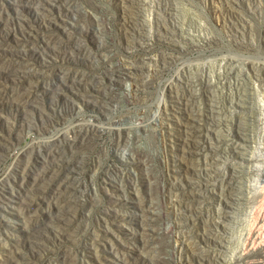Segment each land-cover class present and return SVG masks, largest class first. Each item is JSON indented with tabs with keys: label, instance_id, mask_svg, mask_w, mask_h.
I'll return each mask as SVG.
<instances>
[{
	"label": "rangeland",
	"instance_id": "1",
	"mask_svg": "<svg viewBox=\"0 0 264 264\" xmlns=\"http://www.w3.org/2000/svg\"><path fill=\"white\" fill-rule=\"evenodd\" d=\"M77 1L83 3L101 22L102 33L99 36L102 37L90 35V39L88 38L93 50L99 49L97 48L98 41L108 39L110 43L120 48L125 49L128 46L130 52L135 51L132 46L142 43L143 40H139L137 33L135 38H129L132 29L139 30L143 23L154 28L157 23L155 16L159 15L160 22L169 29L175 30L171 37L176 39L159 36V39L151 38L150 43L152 42L151 46L156 49H165L173 57L165 65L157 68L160 79L144 86V89L140 91L141 102L123 103L107 115L97 112V102L88 100L86 95L83 96L80 93L83 91V86L72 87L70 82L66 83L65 90L60 89L58 92L51 90L48 94H44L37 106L31 108H25L19 102L9 101L7 97H4V93L0 92L1 181L8 178H19L28 172L32 168L35 155L44 148V145L48 144L49 139L50 142L57 136L66 134V137H69L73 135L74 130H78L76 128H82L81 132L88 130L92 134L89 144L87 147L85 145L84 150L81 151L84 156L76 179L78 188L82 190L79 189L82 201L76 212H72L59 225L51 228L50 232L46 231L44 239L33 241L27 235L29 222L22 217L25 212L24 204L18 203L14 209L10 210L0 209V264H57L64 258L70 264H214L200 254V247L207 240L213 239L215 235L206 234L202 229L197 228H195L197 231L195 237L192 240L187 238L178 250L172 248L171 243L174 240L167 236L168 238L164 237L153 250L134 254L136 258L132 259L133 262L129 259L127 261L119 259L118 253L113 252L109 247L125 248L123 243L133 245L136 240L126 229L122 228L121 224L112 222L113 217L117 216L112 209L125 207L124 209H128L126 214L130 215L128 222L138 226L139 222L131 219V215L132 210L138 207L136 201L139 196L150 194L156 202H159L163 199L167 200L162 192L164 189H171L174 194H178L183 190L193 188L196 173L192 164L199 160L202 144L194 142L185 122L191 120L189 109L192 105L204 100L206 88L202 80L206 70L212 79H215L219 72L228 71L225 84H214L213 79V82L208 85L209 92L212 91L220 102L230 100L229 97L235 94L237 87H246L252 91L249 101L244 104L236 101L232 104L225 102V104L229 109V115L235 121L243 117L253 122V125H248V134L254 136V141L250 142L251 146L247 155H264V70L260 75L250 77L247 65L248 61L264 62V0H171L173 3L171 8L162 6L161 2L164 0ZM54 10H57L55 6ZM26 15L28 16L27 22L30 21L27 25L29 24L28 27L32 28L33 33L24 26H15L12 21L0 22V35L7 34L8 41L15 47L36 46L43 33L59 35L63 40L62 43L65 42L64 44L70 41L72 35L74 36L71 32L75 28L73 25H70V28L68 25L66 28L65 25L52 22L49 26L44 16L33 8L26 10ZM196 41L201 42V45L197 47L192 44ZM42 56L35 55V59L37 67L41 73L45 74L46 83L53 82L55 70L56 72L67 70L65 74L70 78L76 73L90 71L93 67L87 55L82 52L64 54L57 51V53ZM229 56L234 57L236 61L230 64L227 61ZM187 68L190 69L188 73L195 81L191 78L188 80L184 77L175 78L178 72L181 73ZM48 70L49 73H47ZM170 81L178 84L176 87L166 89ZM25 82L26 78L10 71L8 65L0 63V87L3 90H16ZM127 82L126 79H122L117 90L127 89ZM238 83L241 85H237ZM189 88L194 89L196 97L185 95V90ZM163 107H165L164 114ZM139 108L144 109V124L137 131L136 146H138L139 153L144 151L145 154L150 153L147 156L150 155L151 164L135 166L139 177L134 178V181H129L115 166L123 164L121 160L119 161L115 137L107 128L113 125H133L139 121ZM161 109L163 117L160 120L158 114ZM89 125H93V129ZM240 130L232 125L217 122L215 130H212L210 138L208 137L209 141H215L214 144L218 148L221 146L219 149L228 148V154L224 153L221 156L216 152L222 170H228L229 163L241 161L239 152L229 150L231 138L237 139ZM91 131L96 133L93 135ZM240 167L241 171L238 172L239 176L236 178L237 183L242 188H251L250 191L243 190L240 195L243 196V201L252 200L260 190V173L257 170H251L245 163H241ZM221 180H217L216 184L210 186L212 192L203 206L204 212H192V214L188 212L186 216L179 219L183 222L180 230L190 231L193 227L190 228L188 221L198 218V215L202 217L203 213L211 217V214H214L213 210L220 206H228L229 198L217 189V186L222 183ZM119 183L123 184L124 188ZM124 193L129 195L131 200L127 206L118 207L114 205L116 202L110 200ZM219 196L222 197L221 202L218 200ZM95 198L98 199L95 200ZM197 202L195 197H186L182 205L190 207ZM251 205L250 201L243 205L239 204L241 209H237L236 205L235 212L230 214L231 217H226L224 221H221L223 226L220 225L214 231L220 236L227 235L229 239L228 258L242 249L245 240L244 232L252 218ZM123 212L119 210L120 217H123ZM157 221H159L158 224L165 223V221L167 223L169 217L159 215ZM194 243L196 244L192 245Z\"/></svg>",
	"mask_w": 264,
	"mask_h": 264
},
{
	"label": "bare ground",
	"instance_id": "2",
	"mask_svg": "<svg viewBox=\"0 0 264 264\" xmlns=\"http://www.w3.org/2000/svg\"><path fill=\"white\" fill-rule=\"evenodd\" d=\"M161 3H163L162 6H165V8H171L173 4L171 3V0H164ZM54 6L57 8V10H54ZM32 8L44 16V18L48 21L49 26L52 22H56L65 25V27L69 25V28L70 25H73L75 28H73L71 31L74 36L72 35L69 39L70 41L66 44H64L65 42L62 43L63 40L59 35H55L53 33H43V35L39 37L38 44L36 46L30 45L29 47H15L13 43L8 41L7 34L2 33V35H0V63L8 65V69L10 71L26 78V82L20 88L9 91L3 90L0 87V92H3L5 95L4 97H7L9 101L14 103H22L25 108L37 106L41 97L44 96V94H48L51 90L57 92L60 89L61 91L65 90L66 83L70 82L71 84H69L72 87L75 85L83 86V91L79 92L83 94V96L86 95L88 100L97 102V112H103L107 115L123 103L136 104L141 102L142 98L139 95L140 91L144 89V86L153 84L160 79L157 68L165 65V63H167L170 58L173 57L172 55H169L168 51L165 49H156L151 46L152 42L150 43V41H152L151 38L153 37L159 39V36H168L169 39H176L171 37L175 30L169 29L168 26L160 22L158 20L160 18L159 15L155 16L157 23L154 28L148 27V24L146 25V23H143V26H141L139 30L132 29L129 38H135L137 33L139 40H143L142 43H136L132 46L133 50L135 51L130 52V48L128 46L125 49L120 48L110 43L108 39H102L103 41L100 40V42L98 41L97 48L99 49L93 50L90 46V43L88 42V38L90 35L99 36L100 33H102V27L100 26L101 22L91 11L88 10V8L83 5V3L81 4L77 0H0V22L12 21L15 26H24L29 29V32L33 33L32 28L28 27L29 24L27 25V23L30 21L27 22L26 20L28 18L26 15V10ZM132 22L135 23L134 21ZM21 29L23 28L21 27ZM200 43L201 42L196 41L192 44L198 47L201 45ZM57 51H61L64 54H70L71 52H82L83 54L87 55L89 61L92 63V70H85L83 72L76 73V75H73L70 78L67 76V74H65L67 70L65 72L64 70H59L57 72L55 70V74H53L54 80L52 79L53 82L46 83L44 79L45 74L41 73L39 67H37L35 55L44 56L53 52L57 53ZM227 61L232 64L236 61V59L229 56L227 57ZM247 65L250 71V77L260 75L264 70V62L248 61ZM184 70L181 73L178 72L175 78L181 79L184 77L186 80H188V78L194 80L190 73H188L190 69L187 68ZM47 73H49V70ZM227 73L228 71L219 72L216 75V78H213V82V79L209 77V72L206 70L205 76L202 80V83L206 88L204 100L192 105V107L189 109L191 120H187V122H185V125L189 128L188 130L190 131L194 142H200L202 144L200 148L201 155L199 160L196 159L197 161L192 164V168L196 173V180L193 188L190 190H183L178 194H174L171 189H169V191L168 189L163 188L164 190L162 192H164V196L167 198V200L163 199L159 202H156L153 196H150V194L139 196L137 201L134 199L136 202H138V207L132 210L133 214L131 215V219L138 221V226L130 224V221L128 222L130 215L128 216L126 214V210L128 209H124L125 207L112 209L115 211V214H117L116 217H113L112 222L115 224H121L122 228L126 229L127 232L133 235L136 240L133 245L130 243H123L126 246L125 248L121 247V249H117L114 246L109 247L113 250V252L118 253L119 259L125 261L129 259V261H132V259L136 258V255L134 254H137V252L144 253L153 250L158 246V243L164 237L168 238L167 236H170L172 240H174L171 243L172 248L174 250H178L187 238L192 240L193 237H195V234L197 233L195 228H197L202 229L206 234L215 235L213 236V239H210L209 241L207 240L206 243L200 247V254L211 263L264 264V155H247L251 146L250 142L254 141V136L248 134V125H253V122H250L247 120V118L243 117H239L235 121L233 117L229 115V109L225 104V102L232 104L233 101L244 104L249 101L250 97L252 96V91L246 87H237L235 94L229 97L230 100L220 102L215 98L213 92H209L208 89V85L212 82L214 84H225V79L228 77ZM122 79H126L128 81V90L126 88L125 90H117V87H120L119 82ZM177 84L178 83L175 81H170V84L166 85V89L168 87H176ZM3 85L4 84H2V86ZM237 85L240 86L241 84L238 83ZM185 95L187 97L191 96L192 98L197 96L193 88L186 89ZM163 110L164 114L165 107H163ZM159 111L160 114H158V118L161 120L163 117L161 112L162 109ZM138 118L139 121L133 123V125H113L111 127L109 126L108 128L106 126L108 131H110L115 137L119 161L121 160L120 162L123 164L115 166L121 170L123 177H127V180L129 181H132L134 178L138 179L139 177L138 173L136 172L137 170L135 171V166L151 164V160L149 159L150 155L147 156V154L150 153L147 152V154H145V151L143 153H139L138 146H136V140L138 139L137 131L144 124L143 108H139ZM217 122L229 124L232 125V127H237L238 130H242L239 131L240 135L237 139H232L230 137L231 142L229 145V150L236 151L241 154V157H239L241 158V161L229 163L227 166L228 170L226 168V170L221 169L219 157L216 155V152H218L221 156L224 153L228 154V148L224 150L219 149L221 146L218 148V146L214 144L215 141L208 140L212 130H215V124ZM89 127L92 128L93 125H89ZM98 128H95V130L99 131ZM76 129L78 130H74L73 135L69 137H66V134L64 136H57L50 142L49 139L47 141L48 144L44 145V148L39 150L37 154L35 153L36 155L33 159L34 163L32 168L24 175L19 178L16 177L13 179L8 178L7 180H0V209L10 210L14 209L18 203L24 204L25 212H23L22 217L26 222H29L27 226V235L33 241H39L41 238H43L46 231H49L51 228L59 225L64 219L68 218L72 212H76V209L82 201V195L80 192L81 188H78V180L76 177L77 173L80 171V163H82L81 160L84 156L81 151L84 150L85 145L87 147V144H89L88 142L92 137V134H90L87 129V131L83 130L84 132H81L82 128ZM95 133L93 132V135ZM42 147L43 146H41V148ZM95 163L98 162L95 161ZM241 163H245L248 168L251 170H257L260 173V190L252 200L247 199L243 201V196L240 195V193H243V190L250 191L251 189L250 187L242 188L237 183L236 178L239 176L238 172L241 171ZM110 170L112 171V169ZM146 171H148V169ZM218 177L219 179H217ZM217 180H221L220 182H222L219 186H217V189L220 191V193H224L229 198V201H227L228 206H220L216 210H213L214 214H211V217L210 215L207 217V213H203L202 217L197 214L198 218L188 221L190 228L193 227L190 231H183L182 229L180 230L179 228L181 223H183L179 220L180 218L186 216L188 212H191V214L192 212H204L203 206L212 192L210 186L212 184H216ZM80 183L82 182L80 181ZM120 185L122 188H124L123 184ZM186 197L197 198V204L195 203V205L190 207H183L182 201L186 199ZM221 198L222 197L220 196L218 197L220 202L222 201ZM96 199L98 198H95V200ZM110 200L116 202L114 205L118 207L127 206V204L131 203L129 195L125 193L114 198H110ZM249 201L252 203V218L246 232H244L245 240L243 242L242 249L232 257L228 258L227 255L229 252L227 247L229 239L227 235L223 234L220 236L214 231L217 227L222 225L221 221H224L226 217H231L230 214L235 212L236 205L237 209H241L239 204L243 205ZM119 210L124 211L122 213L123 217L119 216ZM159 215H167L169 217V222L166 223L165 221V223L158 224L159 221L157 220ZM204 215L205 218L203 219ZM212 215H216L219 218H214ZM195 244L196 243L192 245ZM57 264L70 263L68 260H66V258H64Z\"/></svg>",
	"mask_w": 264,
	"mask_h": 264
}]
</instances>
